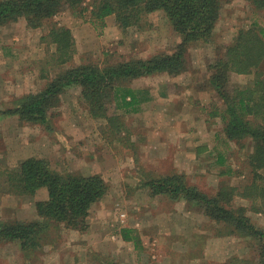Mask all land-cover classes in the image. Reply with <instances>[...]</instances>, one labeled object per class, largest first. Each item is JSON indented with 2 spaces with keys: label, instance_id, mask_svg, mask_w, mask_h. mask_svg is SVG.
Here are the masks:
<instances>
[{
  "label": "rangeland",
  "instance_id": "374dc122",
  "mask_svg": "<svg viewBox=\"0 0 264 264\" xmlns=\"http://www.w3.org/2000/svg\"><path fill=\"white\" fill-rule=\"evenodd\" d=\"M91 2H85L90 9ZM91 19L88 9L65 7L37 28L28 26L25 17L0 24V108L14 107L67 68L173 52L181 41L163 10L127 28L115 14L106 18L105 26ZM254 22L264 26V10L251 0H223L213 38L190 47L187 71L160 72L129 83L140 91L142 108H110V115L124 121L120 132L111 130L105 118L90 114L76 84L67 86L59 104L50 109L51 129L24 122L17 114L0 118V222L38 218L36 202L48 196L47 187L35 195L10 192L7 173L27 157H45L62 173H100L109 184L108 193L93 204L86 230L52 225L43 246L30 252L17 242L0 241V264H258L256 239L229 234L228 225L200 207L152 195L145 184L151 175L179 172L216 194L226 185L244 191L252 180V149L247 140L242 147L226 136L219 115L223 104L208 81L210 63L240 28ZM56 25L73 31L74 46L68 54L58 50L50 35ZM63 56L68 60L62 62ZM231 75L237 85L253 77ZM233 204L245 205L252 221L264 227V198L236 194ZM123 227L136 229V247L123 239Z\"/></svg>",
  "mask_w": 264,
  "mask_h": 264
},
{
  "label": "trees",
  "instance_id": "16d2710c",
  "mask_svg": "<svg viewBox=\"0 0 264 264\" xmlns=\"http://www.w3.org/2000/svg\"><path fill=\"white\" fill-rule=\"evenodd\" d=\"M264 10V0H251ZM0 0V24L25 17L30 27L43 26L65 7L86 10L92 22L105 26L106 18L115 14L123 28L141 23L148 13L163 10L181 37L173 52H159L147 58H132L114 64L85 63L62 70L38 92L21 97L14 107L0 108V118L17 114L24 122L37 123L51 129L49 111L60 102L61 93L71 84L81 86V99L93 117H103L111 130L120 132L125 125L118 114L109 110L124 108L139 112L140 91L129 85L131 81L160 72L178 75L188 70L187 53L197 42L213 38L221 19L223 0ZM100 23H98V22ZM62 54L73 50V31L70 27L53 26L50 31ZM68 59L62 57L61 61ZM264 26L254 22L238 30L231 43L225 46L210 63L209 83L223 108L219 115L224 122L226 136L238 145L248 142L251 147L248 163L252 180L238 191L235 185L223 186L216 194H209L197 184L190 183L184 173L151 175L146 181L152 195L163 194L172 200L185 199L203 212L229 226V234L254 238L259 244L258 264H264V227L252 221L245 205L235 206L236 194L246 198H264ZM232 73L252 74L246 85L232 82ZM149 95L147 96V99ZM223 154L220 162L224 161ZM7 177L11 193L35 195L44 187L48 196L36 202L38 218L28 221L0 222V241L20 244L24 251L39 249L46 242L52 225L65 224L86 230L93 204L109 191L107 180L100 173L76 174L55 170L45 157L25 158L16 169H9ZM240 192V193H239ZM122 236L134 239V229L123 227ZM136 240V239H135Z\"/></svg>",
  "mask_w": 264,
  "mask_h": 264
},
{
  "label": "crops",
  "instance_id": "0c3cea01",
  "mask_svg": "<svg viewBox=\"0 0 264 264\" xmlns=\"http://www.w3.org/2000/svg\"><path fill=\"white\" fill-rule=\"evenodd\" d=\"M132 229H134V228L132 227ZM135 230H136V229H134L133 232H135ZM133 236H134V239H132V242H133L134 246L136 247V246H137V243H138V240H140V237H138L137 234H135V235H133ZM135 238H136V240H135ZM123 239H124V238H123ZM124 240H126V239H124ZM126 241H127V240H126ZM99 253H101V252H99Z\"/></svg>",
  "mask_w": 264,
  "mask_h": 264
}]
</instances>
